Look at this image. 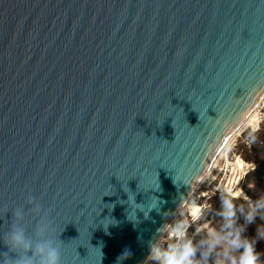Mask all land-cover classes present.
I'll return each instance as SVG.
<instances>
[{"label": "water", "instance_id": "obj_1", "mask_svg": "<svg viewBox=\"0 0 264 264\" xmlns=\"http://www.w3.org/2000/svg\"><path fill=\"white\" fill-rule=\"evenodd\" d=\"M263 98L264 0H0V236L146 264Z\"/></svg>", "mask_w": 264, "mask_h": 264}, {"label": "clouds", "instance_id": "obj_2", "mask_svg": "<svg viewBox=\"0 0 264 264\" xmlns=\"http://www.w3.org/2000/svg\"><path fill=\"white\" fill-rule=\"evenodd\" d=\"M258 128L251 127L246 139L253 142L256 139L255 133ZM158 181V179H157ZM154 191L160 190L159 182L155 186H147ZM125 190V189H124ZM128 192V190H125ZM220 207L217 215L222 223L219 228L203 225L204 236L193 241L187 235L186 227L183 223L176 224L171 228L173 242L167 247H160L158 242H150V257L158 264H264V249H258L257 244L264 242V191L260 192L256 199L248 200L247 210L238 206L236 200L241 194L231 184H224L219 189ZM128 192V201L131 204V210L128 218L135 223L139 218L136 212L137 208L144 211L147 218L152 210L160 211V205L163 203L155 195L147 201L136 202L134 194ZM28 204L35 212L40 211V205L36 200L29 196ZM13 223L8 230L0 236V241L6 246L7 250L0 252V264H60V249L55 240L49 238V225L42 216L39 226L35 229V238H30L23 226L25 211L21 207L11 210ZM238 212L243 217V223H237ZM164 212L162 215L166 216ZM193 220L198 219L201 209L193 206L189 213ZM257 217L261 222L256 225L253 234L247 233L248 225L256 221ZM105 221H107L105 223ZM109 221L105 219L103 224L107 228ZM169 230L168 225L162 226L158 231ZM201 231V226L195 230ZM12 254V255H10ZM126 254V252L124 253ZM118 257V261L123 255Z\"/></svg>", "mask_w": 264, "mask_h": 264}, {"label": "rangeland", "instance_id": "obj_3", "mask_svg": "<svg viewBox=\"0 0 264 264\" xmlns=\"http://www.w3.org/2000/svg\"><path fill=\"white\" fill-rule=\"evenodd\" d=\"M262 108L264 109V102L253 112L243 131H238L233 137L231 145L225 149L222 156L209 168L200 184L190 195L189 199L195 200L201 206L199 218L193 220L189 214L190 211L183 209L185 208L184 206L179 216L159 242L162 248L173 242L171 228L179 222L185 225L187 235L194 242L204 236L203 225L220 227L222 220L217 215V211L220 207L221 193L219 189L222 185L231 184L237 189L238 194L242 193L236 203L238 206L243 207L245 211L247 210L248 200L244 199V196L254 200L260 192L264 191V174H262L264 172V134H261V137L257 133L264 132V111ZM251 127L258 128L255 133L256 139L263 141L255 147L257 149H251V142L246 139L247 132ZM256 166H258L257 170L253 171ZM237 223H243V217L239 212L237 214ZM198 226H201L199 233L195 231ZM146 264H158V262L149 258ZM209 264H211V261H209Z\"/></svg>", "mask_w": 264, "mask_h": 264}, {"label": "trees", "instance_id": "obj_4", "mask_svg": "<svg viewBox=\"0 0 264 264\" xmlns=\"http://www.w3.org/2000/svg\"><path fill=\"white\" fill-rule=\"evenodd\" d=\"M257 133L259 134V136H261V134H264L263 131H262V132H257ZM261 137H262V136H261ZM263 140H264V136H263ZM260 142H263V141H258V139H256V140H254L253 142H251V144H250V145H251V149H257V148H255V147H256L257 145H259ZM257 168H258V166H256V167L253 169V171L257 170ZM253 171H252V172H253ZM262 172H263V171H262ZM262 174H264V172H263ZM260 222H261L260 218L257 217L256 221H254L252 224L248 225V227H247V233H248L249 235L253 234L254 231H255L256 225L259 224ZM257 248H258V249H264V242H259V243L257 244Z\"/></svg>", "mask_w": 264, "mask_h": 264}, {"label": "bare ground", "instance_id": "obj_5", "mask_svg": "<svg viewBox=\"0 0 264 264\" xmlns=\"http://www.w3.org/2000/svg\"><path fill=\"white\" fill-rule=\"evenodd\" d=\"M264 102V100L262 101V103ZM261 103V104H262ZM256 110V109H255ZM253 114V113H252ZM251 114V115H252ZM251 115H250V117H251ZM249 117V118H250ZM249 120V119H248ZM248 120L245 122V124L248 122ZM245 124L238 130V131H243V129H244V127H245ZM235 137V136H234ZM234 138H232L231 139V141L229 142V144L225 147V149L227 148V147H229L230 145H231V142H232V140H233ZM225 149L222 151V153L219 155V157L220 156H222V154H223V152L225 151ZM218 157V158H219ZM208 172V171H207ZM207 172L205 173V174H207ZM201 182V181H200ZM200 182H199V184H200ZM198 184V185H199ZM193 193V192H192ZM189 201H187L188 203L187 204H185V208H183V209H186V210H191V208L193 207V206H198L199 208L201 207V206H199L198 204H197V202L195 201V200H193V199H188ZM179 223H181V222H179ZM167 233V232H166ZM161 247V246H160Z\"/></svg>", "mask_w": 264, "mask_h": 264}, {"label": "built area", "instance_id": "obj_6", "mask_svg": "<svg viewBox=\"0 0 264 264\" xmlns=\"http://www.w3.org/2000/svg\"><path fill=\"white\" fill-rule=\"evenodd\" d=\"M263 100H264V98H263ZM263 100H262V101H263ZM261 103H262V102H261ZM259 106H260V105H259ZM262 109H263V108H262ZM263 111H264V109H263Z\"/></svg>", "mask_w": 264, "mask_h": 264}]
</instances>
